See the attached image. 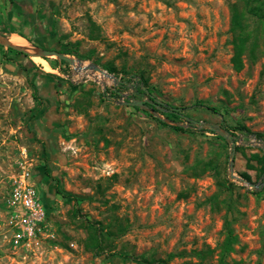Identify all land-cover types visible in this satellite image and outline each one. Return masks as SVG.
Instances as JSON below:
<instances>
[{
  "label": "rangeland",
  "instance_id": "obj_1",
  "mask_svg": "<svg viewBox=\"0 0 264 264\" xmlns=\"http://www.w3.org/2000/svg\"><path fill=\"white\" fill-rule=\"evenodd\" d=\"M234 5L0 0L2 37L77 52L42 64L0 40V264H264V25L248 17L258 47L236 71ZM141 77L155 99L136 95ZM88 224L126 230L95 256Z\"/></svg>",
  "mask_w": 264,
  "mask_h": 264
},
{
  "label": "trees",
  "instance_id": "obj_2",
  "mask_svg": "<svg viewBox=\"0 0 264 264\" xmlns=\"http://www.w3.org/2000/svg\"><path fill=\"white\" fill-rule=\"evenodd\" d=\"M244 4L243 11H240L237 5L232 6V19H231V31L234 35L233 45H234V55L232 58L233 67L236 71H241L243 68V57L248 53L250 58L253 60L255 59V51L258 47V34L257 31H250L249 29V23H248V17L253 18L257 20L262 26L264 25V0H239ZM31 44L42 48L41 45L34 41H30ZM58 53L62 55H75L77 54L76 51L73 50H59ZM17 55H21L24 58H28V54H26L23 51H17ZM62 63L67 64L66 61L61 60ZM34 67V64H33ZM25 71V68L19 67V71ZM108 70L112 73L115 71L112 68H108ZM56 78V77H55ZM58 81L64 82V80L60 78H56ZM139 87L136 90V95H143L146 97H150L155 99V92L156 90L148 85V81L141 77L139 79ZM129 84V81L126 82H120L118 86L120 88H126ZM72 85V84H71ZM72 87H74L72 85ZM112 97L118 96L120 94V89L115 88L113 91L110 92ZM136 95H134V99H139ZM49 104V102H48ZM39 105V104H38ZM153 110H156L153 108ZM212 111H215L214 108L211 109ZM49 107L44 112V115H42L41 109L38 108L36 111V114L33 117H36L37 115L41 114L40 116H47L49 115ZM173 119H178L179 114L176 112H169L168 114ZM39 116V117H40ZM164 126H166L163 122H161ZM173 129L177 132L185 133L186 130L182 127H173ZM242 133H249L246 128H241ZM229 131V130H228ZM231 136L234 137L236 130H231ZM262 135L256 136L257 138H261ZM256 161L261 165V171L260 175L264 177V154L262 156H254ZM247 180H250L248 176H245ZM55 181V187L59 190L60 188V180L54 179ZM87 230H89V243L88 248L95 256L102 255L104 251L107 250V248H110L112 245V241L122 235L126 228L123 225H119L117 227L116 231L111 230H103L100 227H96L92 224H88L86 226ZM237 242V237L234 235V232L230 225L228 224L226 227V238L222 244L221 247V257H225L229 253L233 251V245ZM212 251L210 250H204V252H199L196 255L200 257L201 259H205L207 255H210ZM173 256L169 255L168 259H171ZM151 263V262H146Z\"/></svg>",
  "mask_w": 264,
  "mask_h": 264
},
{
  "label": "water",
  "instance_id": "obj_3",
  "mask_svg": "<svg viewBox=\"0 0 264 264\" xmlns=\"http://www.w3.org/2000/svg\"><path fill=\"white\" fill-rule=\"evenodd\" d=\"M0 40H1L3 43H5L9 48L15 49V50H17V51H23V52H25V53L28 54V55H33V54H31L30 52H28V51H26V50H24V49H22V48H20V47H18V46H14V45L10 44V43H9V39H6V38L2 37L1 35H0ZM28 43H29V42H28ZM29 44H30L33 48H35V49H37V50L39 51V52H38V56H40V57H43V58H44V57H47V56H51V55H53V56L58 57L60 60H64V61H66V62H68V63H72V62H73V60H71L69 57H67L66 55H62V54L58 53L57 51L43 50V49H41V48H39V47H37V46L31 44V43H29ZM94 71H97V72H99V73H104V74H106V75L108 76V74H107L106 72L102 71L101 69H99V68H97V67H94ZM124 104L129 105V106L140 107V108H143V109H145V110H147V111H149V112H151V113L157 115L156 112H155L154 110H151V109H150V108H149L144 102H142V101H140V100H135V99L133 98L132 101H130V102H124ZM152 105H155V107H156L158 110H161V111L163 110L162 107H161L160 105H156V104H154V103H152ZM210 129L213 130L214 132L218 133L219 136H222L223 138H225V139H226V140H227L232 146L235 145L234 137H233V136H230L229 132L224 131V130H217V129H215V128H210ZM262 148H264V146H263ZM263 174H264V173H263ZM232 176H233V174H232ZM263 185H264V177H263Z\"/></svg>",
  "mask_w": 264,
  "mask_h": 264
},
{
  "label": "bare ground",
  "instance_id": "obj_4",
  "mask_svg": "<svg viewBox=\"0 0 264 264\" xmlns=\"http://www.w3.org/2000/svg\"><path fill=\"white\" fill-rule=\"evenodd\" d=\"M9 43L14 45V46H18L28 52H30L31 54L35 55L32 59L35 61V62H40V63H44V64H47L46 61H44L43 59H40V57H38V50L33 48L24 38L22 37H19L17 35H12L10 38H9ZM42 63V64H43ZM46 66V65H45ZM78 67V66H77ZM47 68V66H46ZM88 69V68H87ZM78 72L82 73V68H78ZM92 74V73H91ZM96 80H100V81H105V80H108V76L104 73H99L97 72L96 74L93 75ZM105 83V82H104Z\"/></svg>",
  "mask_w": 264,
  "mask_h": 264
},
{
  "label": "crops",
  "instance_id": "obj_5",
  "mask_svg": "<svg viewBox=\"0 0 264 264\" xmlns=\"http://www.w3.org/2000/svg\"><path fill=\"white\" fill-rule=\"evenodd\" d=\"M22 3H27L28 2V0H20Z\"/></svg>",
  "mask_w": 264,
  "mask_h": 264
}]
</instances>
